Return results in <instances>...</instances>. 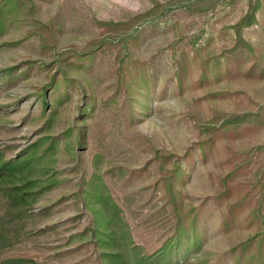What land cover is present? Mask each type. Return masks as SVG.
<instances>
[{
	"label": "rangeland",
	"instance_id": "1",
	"mask_svg": "<svg viewBox=\"0 0 264 264\" xmlns=\"http://www.w3.org/2000/svg\"><path fill=\"white\" fill-rule=\"evenodd\" d=\"M29 155L0 264H264V0H0V161Z\"/></svg>",
	"mask_w": 264,
	"mask_h": 264
},
{
	"label": "trees",
	"instance_id": "2",
	"mask_svg": "<svg viewBox=\"0 0 264 264\" xmlns=\"http://www.w3.org/2000/svg\"><path fill=\"white\" fill-rule=\"evenodd\" d=\"M31 156H27L25 158H21L18 160H11V161H0V169L5 170L10 175H15V172H20L22 169L27 167L28 163H30ZM29 183V182H28ZM13 188L17 190V192L14 193L15 201H25V195L24 191L21 190L20 186L13 185ZM114 264V263H110Z\"/></svg>",
	"mask_w": 264,
	"mask_h": 264
}]
</instances>
